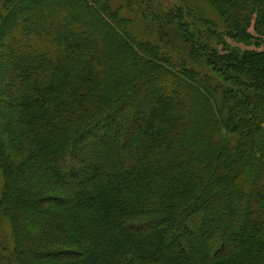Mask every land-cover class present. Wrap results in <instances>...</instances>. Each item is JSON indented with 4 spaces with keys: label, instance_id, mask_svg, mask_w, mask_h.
<instances>
[{
    "label": "trees",
    "instance_id": "obj_1",
    "mask_svg": "<svg viewBox=\"0 0 264 264\" xmlns=\"http://www.w3.org/2000/svg\"><path fill=\"white\" fill-rule=\"evenodd\" d=\"M79 1L0 19V264H264V49L219 52L212 22L154 0ZM132 1L150 41L125 27ZM202 1L230 38L264 39V0Z\"/></svg>",
    "mask_w": 264,
    "mask_h": 264
},
{
    "label": "rangeland",
    "instance_id": "obj_2",
    "mask_svg": "<svg viewBox=\"0 0 264 264\" xmlns=\"http://www.w3.org/2000/svg\"><path fill=\"white\" fill-rule=\"evenodd\" d=\"M30 0H0V19L1 16L6 12V10L8 9V6L10 3H16V2H23L26 3ZM66 1V2H65ZM130 1V0H129ZM155 3L157 5H159V7L163 8V9H174L176 10L177 8L182 9L186 14H189V17H191L193 14L197 17L202 18L200 15H203V18L206 19L205 21H210L212 22L213 25H207V24H203L200 23V29L201 31H205V30H211L214 31V33H212V35H210L206 42L207 44L212 47L215 48L217 51L219 52H228V51H235L238 53H242L243 51L246 50H256V51H260L262 49H264V39L261 41V43H257V41L253 40L250 44L246 45L244 43L241 42H237L235 39L230 38L229 36L226 35V33H224L223 30V25L221 22V19L219 18V16L217 15V13L215 12L214 8L207 2V1H202V0H154ZM63 2H65L66 4L69 5V3L71 4V6L73 7L74 11L78 10V11H87L90 10L91 8L89 7H83L81 5V2L79 0H63ZM96 3H99V0H96ZM138 5L140 6V4H138L137 2L132 1L131 2V6L133 7V9L130 10V17L131 20L129 23H127V25H125V27L127 29L130 30V34L136 38L139 37L142 39H147L150 41V37L153 36H148V34H152L155 32V26H151L150 27V20H151V15L147 14V13H142V19L146 22L145 27H142V22H141V16H140V10L137 8ZM87 8V9H86ZM44 10V9H43ZM124 10V7H123ZM200 11L203 14H200ZM89 14L88 15V19L91 20V22L96 23L97 20H103L101 18V16H97L95 14H93L91 11H88ZM199 13V14H197ZM140 18V19H139ZM150 19V20H149ZM30 21V20H29ZM204 21V20H202ZM141 22V25H140ZM139 24V28H141L140 30H136V31H132V28L134 27V24ZM165 27H170L173 25V23H169V22H165ZM136 28V27H135ZM128 30V31H129ZM250 33L253 34V30H252V26H250L249 28ZM96 34V33H93ZM177 40H181L182 38L180 37V35L177 33ZM194 35V34H193ZM198 38V35H195ZM164 39L165 37L162 35H160L159 40H155L157 43L160 42L164 44ZM164 42V43H163ZM186 52H182L181 55L182 56H186V58H189L187 55H185ZM1 59V58H0ZM181 62V60H179ZM113 65V64H112ZM111 68V65L108 67ZM171 68H174L171 67ZM176 68V67H175ZM203 70L205 71H209L210 69L207 68L206 66L202 65ZM1 73V70H0ZM4 84L2 83V81H0V96H3V92H4ZM10 114V111L3 105H0V136L5 134V130L9 129V125H10V121H9V117L8 115ZM0 143H1V139H0ZM1 154H0V163L3 162V159L1 158ZM3 179L4 177L1 175L0 173V193L1 191H3ZM13 195L12 192H9L7 194V196ZM218 203V200L215 199L213 201V203ZM202 216L206 217L207 214L210 215L212 212L208 209L203 210L202 212ZM8 216L4 211H0V252L2 255L9 256V258L12 259V255L10 252L11 246L13 245V241H14V237H15V233L13 232V230L10 229L9 226V221H8ZM188 224L191 226L192 228H195L196 226H200L201 222H196L194 223L187 221ZM165 225L166 224H171L173 225L172 221H167L164 222ZM187 237L189 239H192V235H187ZM170 240V236L169 235H163L162 238L160 239V241L164 242H168ZM194 241V240H193ZM8 258V257H7Z\"/></svg>",
    "mask_w": 264,
    "mask_h": 264
}]
</instances>
